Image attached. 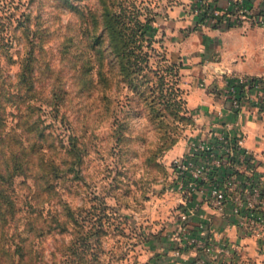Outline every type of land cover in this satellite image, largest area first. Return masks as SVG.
Here are the masks:
<instances>
[{
  "label": "rangeland",
  "instance_id": "obj_1",
  "mask_svg": "<svg viewBox=\"0 0 264 264\" xmlns=\"http://www.w3.org/2000/svg\"><path fill=\"white\" fill-rule=\"evenodd\" d=\"M102 1L0 0V171L10 170L0 178V264L174 258L161 249L177 243L172 160L211 130L186 105L166 30L170 10L191 0H110L152 19L142 73L114 58ZM171 62L176 74L154 72Z\"/></svg>",
  "mask_w": 264,
  "mask_h": 264
},
{
  "label": "built area",
  "instance_id": "obj_2",
  "mask_svg": "<svg viewBox=\"0 0 264 264\" xmlns=\"http://www.w3.org/2000/svg\"><path fill=\"white\" fill-rule=\"evenodd\" d=\"M194 12L207 25H264V8L249 5L245 0H224L222 4L196 0ZM219 90L230 102L229 111L239 113L245 105L264 103V76L239 73ZM172 172L173 188L179 193L178 224L170 237L177 242L174 264H219L223 257H238L235 263L241 264L240 245L213 241L204 220L195 224L192 221L200 215L199 208L205 202L220 212L228 207L241 237L262 236L264 175L260 156L245 148L243 136L225 122L220 130L211 129L192 140L186 151L172 160ZM191 247L202 254L185 263L181 251Z\"/></svg>",
  "mask_w": 264,
  "mask_h": 264
},
{
  "label": "crops",
  "instance_id": "obj_3",
  "mask_svg": "<svg viewBox=\"0 0 264 264\" xmlns=\"http://www.w3.org/2000/svg\"><path fill=\"white\" fill-rule=\"evenodd\" d=\"M195 1L174 6L166 25L170 39L181 56L180 72L187 86L186 105L202 114L201 120L211 129L220 130L228 122L233 132L243 136V146L260 156L264 175V103L245 105L236 113L229 111L230 102L217 92L236 74L264 76V25L202 24L199 15L194 12ZM214 1L217 4L224 2ZM245 2L264 8V0ZM214 87L218 90L213 91ZM218 111L222 113L218 114ZM199 212L200 215L192 223L204 220L210 239L240 245L241 264H264V234L260 237H241L228 207L220 212L202 202ZM173 243L165 241L161 247L168 256L172 255ZM200 254L202 251L199 249L185 248L181 251V260L188 263ZM236 258L223 257L219 264H236ZM171 259L165 264L175 263L177 258Z\"/></svg>",
  "mask_w": 264,
  "mask_h": 264
},
{
  "label": "trees",
  "instance_id": "obj_4",
  "mask_svg": "<svg viewBox=\"0 0 264 264\" xmlns=\"http://www.w3.org/2000/svg\"><path fill=\"white\" fill-rule=\"evenodd\" d=\"M102 4L104 6L102 9L103 32L108 36V46L112 50L114 58L117 60V63H119L121 70L126 73H142L144 69L147 68L150 58V51L144 50V47H150L152 49L151 39H149L145 32L147 29L152 28L151 17L141 12L140 9L136 7L133 9L125 8L122 2L117 3L110 0H103ZM25 20L26 19H22L20 24L22 25L21 22H25ZM24 27L23 33L26 36L27 43H30V34L34 33L31 31L28 24H25ZM14 29L15 28L10 30V42L13 40L12 31H14ZM3 31L4 30L0 27L1 47ZM101 36L102 34H92L95 43L102 39ZM144 41H146L147 44H144ZM130 44H132L133 47H131ZM99 54V61L103 63L105 57L101 55L102 53ZM113 71L114 69L111 65L109 72L112 73ZM154 72L176 74L177 70L175 69V63L171 62L167 65L159 64L158 69H155ZM98 73H100V71ZM31 145L36 148V151H39V154H42V146L38 145L37 147V143H31ZM8 172H10L8 167L4 169V172L0 171V178L7 179L9 176ZM78 239L86 242L85 237L79 236Z\"/></svg>",
  "mask_w": 264,
  "mask_h": 264
}]
</instances>
